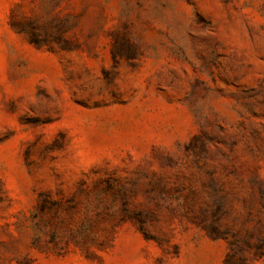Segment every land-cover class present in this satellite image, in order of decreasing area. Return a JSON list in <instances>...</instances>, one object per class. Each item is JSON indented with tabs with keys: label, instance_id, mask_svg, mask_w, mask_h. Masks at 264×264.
<instances>
[{
	"label": "rangeland",
	"instance_id": "1",
	"mask_svg": "<svg viewBox=\"0 0 264 264\" xmlns=\"http://www.w3.org/2000/svg\"><path fill=\"white\" fill-rule=\"evenodd\" d=\"M0 264H264V0H0Z\"/></svg>",
	"mask_w": 264,
	"mask_h": 264
}]
</instances>
